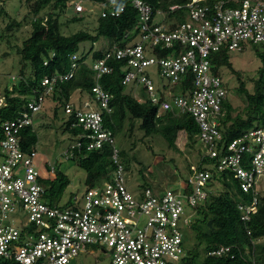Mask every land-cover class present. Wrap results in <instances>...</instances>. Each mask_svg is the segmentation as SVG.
<instances>
[{
	"label": "built area",
	"instance_id": "1",
	"mask_svg": "<svg viewBox=\"0 0 264 264\" xmlns=\"http://www.w3.org/2000/svg\"><path fill=\"white\" fill-rule=\"evenodd\" d=\"M191 0L185 21L169 29L166 13L154 19L152 5L145 0H108L102 16H119L128 4L137 10L140 36L125 47H115L105 58L89 60L97 77L108 74L109 58L126 62L123 82L146 89L149 99L167 110L190 113L199 126V139L217 170L229 169L245 193H253L251 203H240L241 218L249 220L257 208L260 180L264 177V126L251 127L226 141L220 128L228 87L215 73L211 54L221 48L243 51L246 45L264 44V0ZM182 5L171 6V10ZM75 11H83L77 0ZM160 20V21H159ZM155 50H172L170 56H157ZM80 52L72 56L70 70L46 77L45 91L31 97L27 108L16 118L2 123L0 145V264H73L94 245L112 254L111 264H182L186 256L185 229L190 227L196 207L209 197L213 176L208 169L192 168L188 182L179 190L155 192L146 186L132 192L127 185L126 166L113 128L105 121L111 113V95L97 83L92 97L69 103L65 112L73 116L72 126L81 128L88 149H112L113 171L108 181L74 194L65 202L52 204L41 182L45 176L37 165L38 151L25 150L21 132L34 124L48 94L58 80L73 77ZM193 74V89L178 95L172 89ZM139 101L144 98L136 95ZM6 104L0 89V106ZM67 155V153H66ZM47 173L55 168L49 164ZM230 246L210 251L222 255Z\"/></svg>",
	"mask_w": 264,
	"mask_h": 264
},
{
	"label": "trees",
	"instance_id": "2",
	"mask_svg": "<svg viewBox=\"0 0 264 264\" xmlns=\"http://www.w3.org/2000/svg\"><path fill=\"white\" fill-rule=\"evenodd\" d=\"M26 3L30 13L34 16L30 21L31 33L27 36L18 52L20 54V71L18 81L7 84L2 91L6 104L0 106V145L3 139L2 123L8 119L16 118L27 108L28 100L40 95L45 91L43 81L46 77L65 74L70 70L72 56L82 50V45L91 42L89 50L83 49L78 59V66L72 78L58 80L53 90L47 97L55 102L53 108L55 117H59V110L63 106L73 102L76 92L88 97L93 95V87L100 83L104 90L111 95V106L113 111L105 113V121L110 125L116 137L126 132L125 137L129 140L136 128L145 133L146 136L158 134L168 143L170 148L179 150L178 139L185 134L188 144L194 146L199 139V126L190 113L178 110H167L159 114V105L154 104L148 97L146 89L139 87V93L144 98L139 101L135 94L127 91L123 82L126 62L116 58H109L108 64L112 71L97 77L95 70L90 66L89 60L105 58L107 53L115 47H125L140 36V28L137 21V10L130 4L119 16H102V10L96 18L94 26L81 27L76 31L64 32V27L72 23H83L85 10L69 15L65 21L64 14L69 13L77 0H21ZM96 2H107L108 0H93ZM149 2L154 10V19L157 20L158 10L166 13L169 29L185 21L188 9L186 5L191 0H145ZM222 0H207L205 4L214 6ZM232 5L233 0H223ZM241 1V0H240ZM180 4L181 8L171 10V6ZM47 12L43 13L44 9ZM0 13L7 16L8 13L1 8ZM22 22L11 19L7 25L8 38L15 28L21 26ZM103 41L101 48L96 49L95 44ZM245 49V48H244ZM243 49V50H244ZM254 50L261 60L259 76L254 85V91L246 87L242 80V73L236 70L226 48H221L211 54V61L215 73L221 74L222 67H229L240 80L239 91L244 95L246 105L243 113L233 115L236 110L227 98L223 103V113L220 116V128L224 133L225 140L231 141L243 134L251 127L264 126V44L254 45ZM157 56H170L172 50H155ZM136 87L135 85H130ZM193 74L188 72L187 78L181 83L173 86V91L178 95H185L186 90L193 89ZM137 88V87H136ZM46 97V98H47ZM66 113V112H65ZM73 116H68L63 121L62 128L69 132L75 142L67 150L68 158L74 160L87 172L85 183L88 188L103 184L108 181L113 171L112 149L105 145L101 149H88L85 139L81 136V128L72 126ZM48 127V126H46ZM22 146L25 150H37L39 136L34 124L27 126L21 132ZM203 143V142H202ZM203 145H205L203 143ZM120 147V155L129 169V149ZM206 147V145H205ZM207 149V147H206ZM38 151V150H37ZM197 163L198 169L212 171L209 186V197L196 207V215L190 227L195 240L186 248V256L182 264H264V183L258 191V204L249 220L241 218L240 203H251L253 193H245L234 173L229 170H217L214 160L210 159L206 152ZM1 160V155H0ZM50 163H45L49 172ZM55 172L41 177V182L46 188V196L52 204L62 202V198L70 184V179L59 168L53 165ZM193 169L189 167L188 176L181 178L182 182H188L189 175ZM218 183L221 187H218ZM212 221L211 225L209 221ZM221 246H230L228 253L222 255L211 254L210 251Z\"/></svg>",
	"mask_w": 264,
	"mask_h": 264
},
{
	"label": "rangeland",
	"instance_id": "3",
	"mask_svg": "<svg viewBox=\"0 0 264 264\" xmlns=\"http://www.w3.org/2000/svg\"><path fill=\"white\" fill-rule=\"evenodd\" d=\"M83 5L85 8L84 22L65 26V33L96 24V18L102 10V5L93 0H83ZM1 8L9 15L0 13V85L3 89L7 84L11 85L18 81L21 66L18 47L30 35L32 30L30 21L34 16L30 13L26 3L21 0H0ZM47 10L48 8L44 9L42 14ZM74 11L75 8H71L69 13L62 16V20H67L69 15L74 14ZM13 18L21 21L22 24L15 28L11 32L14 35L8 38L6 28ZM158 19L162 20V16L158 15ZM102 45L103 41H99L94 48L99 49ZM91 47L92 43L86 42L82 45V50L87 51ZM82 50H80V53ZM229 56L233 67L242 73V80L245 82L246 87L250 92H253L256 79L259 76V67L262 65L254 50V45H246L243 51H231ZM221 74L227 83L228 99L236 108L233 115L243 113L246 100L239 91V78L227 66L221 68ZM127 91L137 95L139 88L129 85ZM82 96V93L76 92L72 98L73 102L77 103L80 98H83ZM54 106L53 99L47 97L43 108L34 117V127L39 136L37 165L44 175H48V171L44 166L46 162L58 165L67 175L70 184L61 200L65 202L74 194H81L87 189L85 183L87 172L66 155L68 148L75 142V139L62 128L63 121L67 118L64 107L60 108L59 117H55ZM125 134L124 131L117 136V144L129 149L127 160L129 169L126 171V177L127 185L134 193L140 192V189L146 186L151 187L155 192H164L168 189L179 190L181 188V178L188 176L189 167L194 168L197 166L201 151L204 154L208 150L201 139H198L194 146L189 145L185 134H181L178 139V151L170 148L167 141L158 134L146 136L138 128L135 129L129 140L125 137ZM262 183H264V177L260 180V186ZM218 187H221L220 183H218ZM208 189L212 190V187L209 186ZM185 237V246L188 248L195 240L191 227L185 229ZM111 262L112 254L110 251L94 245L89 252L78 256L73 264H111Z\"/></svg>",
	"mask_w": 264,
	"mask_h": 264
},
{
	"label": "crops",
	"instance_id": "4",
	"mask_svg": "<svg viewBox=\"0 0 264 264\" xmlns=\"http://www.w3.org/2000/svg\"><path fill=\"white\" fill-rule=\"evenodd\" d=\"M87 98H89V97L86 96L85 98H80L78 102H83V101L86 100Z\"/></svg>",
	"mask_w": 264,
	"mask_h": 264
},
{
	"label": "water",
	"instance_id": "5",
	"mask_svg": "<svg viewBox=\"0 0 264 264\" xmlns=\"http://www.w3.org/2000/svg\"><path fill=\"white\" fill-rule=\"evenodd\" d=\"M211 223H212V221L210 220V221H209V224L211 225Z\"/></svg>",
	"mask_w": 264,
	"mask_h": 264
}]
</instances>
